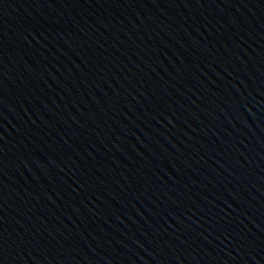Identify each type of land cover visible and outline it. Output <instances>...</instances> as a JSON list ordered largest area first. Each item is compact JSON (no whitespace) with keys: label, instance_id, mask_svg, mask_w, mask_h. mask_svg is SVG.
I'll return each instance as SVG.
<instances>
[{"label":"water","instance_id":"1","mask_svg":"<svg viewBox=\"0 0 264 264\" xmlns=\"http://www.w3.org/2000/svg\"><path fill=\"white\" fill-rule=\"evenodd\" d=\"M0 264H264V0H0Z\"/></svg>","mask_w":264,"mask_h":264}]
</instances>
